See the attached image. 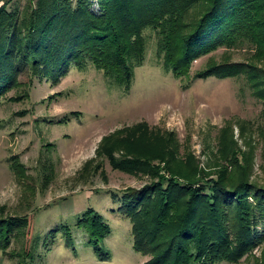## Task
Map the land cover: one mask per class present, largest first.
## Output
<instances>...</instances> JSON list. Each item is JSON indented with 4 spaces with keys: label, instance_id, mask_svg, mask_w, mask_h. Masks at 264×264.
I'll return each instance as SVG.
<instances>
[{
    "label": "trees",
    "instance_id": "trees-1",
    "mask_svg": "<svg viewBox=\"0 0 264 264\" xmlns=\"http://www.w3.org/2000/svg\"><path fill=\"white\" fill-rule=\"evenodd\" d=\"M97 1L98 13L92 10L94 0H29L22 9L9 2L0 7V102L22 85L27 67L31 78L57 79L71 65L92 62L129 89L154 33L159 59L178 78L190 76L200 58L224 50L223 60L212 57L198 78H243L264 103V0ZM236 50L252 54L246 62H234ZM240 126L244 135L246 126ZM234 133L228 126L219 137L226 165L203 170L200 178L192 155L183 176L174 172L180 150L176 132L141 122L104 139L101 157L116 169L155 180L118 198L119 210L132 224L135 250L151 257L145 264L238 263L264 244V185L250 182L254 156L243 152ZM120 150L123 158H115L113 152ZM23 167L14 165L19 177ZM4 212L1 208L0 250L7 252L13 241L26 237L29 219ZM76 228L100 261L111 259L102 243L112 228L99 212L87 209ZM72 230L61 225L51 233L54 238L63 233L71 246Z\"/></svg>",
    "mask_w": 264,
    "mask_h": 264
},
{
    "label": "rangeland",
    "instance_id": "rangeland-1",
    "mask_svg": "<svg viewBox=\"0 0 264 264\" xmlns=\"http://www.w3.org/2000/svg\"><path fill=\"white\" fill-rule=\"evenodd\" d=\"M5 2L22 9L29 0H0V7ZM94 2L92 10L98 13ZM156 43L153 33L146 61L134 69L129 89L92 62L71 65L57 79L31 78L27 67L19 78L22 85L0 102V209L29 219L26 237L13 241L7 252L0 250V264H145L151 259L135 250L132 224L119 210L118 198L155 180L116 169L99 155L106 137L141 122L176 132L180 150L174 172L183 176L192 155L197 178L203 170L226 165L219 137L230 126L243 152L253 153L250 182L264 185V103L243 78L197 76L212 57L221 62L224 50L200 58L190 76L178 78L163 66ZM251 54L236 50L231 58L246 62ZM20 95L24 99L9 100ZM240 124L246 126L244 135ZM113 156L121 159L123 151ZM17 163L24 166L20 177ZM89 208L112 228L102 243L111 253L109 261H100L76 228L78 216ZM61 225L73 229L71 246L63 233L56 238L51 233ZM218 264H264V244L238 263Z\"/></svg>",
    "mask_w": 264,
    "mask_h": 264
}]
</instances>
